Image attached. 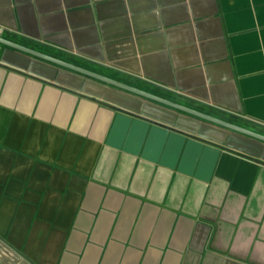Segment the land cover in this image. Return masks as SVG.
Segmentation results:
<instances>
[{
    "label": "crops",
    "instance_id": "1",
    "mask_svg": "<svg viewBox=\"0 0 264 264\" xmlns=\"http://www.w3.org/2000/svg\"><path fill=\"white\" fill-rule=\"evenodd\" d=\"M0 36L264 135V0H0ZM0 264H264V141L0 44Z\"/></svg>",
    "mask_w": 264,
    "mask_h": 264
},
{
    "label": "water",
    "instance_id": "2",
    "mask_svg": "<svg viewBox=\"0 0 264 264\" xmlns=\"http://www.w3.org/2000/svg\"><path fill=\"white\" fill-rule=\"evenodd\" d=\"M0 44H4L6 46L18 49V50L26 52V53H29V54H31L33 56L39 57L41 59H44V60H47V61H50V62H53V63L58 64V65H61L63 67H66V68H69L71 70L77 71L79 73L85 74V75L90 76L92 78L101 80V81L106 82L108 84H111L113 86L119 87L121 89L133 92V93L138 94L140 96L149 98L151 100L157 101L159 103L165 104V105L173 107L175 109L187 112L189 114L195 115V116L200 117L202 119H205V120H208V121L223 125L225 127L231 128V129H233L235 131L241 132V133L246 134L248 136H251L253 138H256V139H259L261 141H264V135L259 134L257 132L251 131L249 129L243 128L241 126H238V125L230 123V122H226L224 120H221L219 118L213 117V116L208 115V114H205L203 112L191 109V108L186 107L184 105H181L179 103H176V102H173L171 100L162 98L160 96L151 94L149 92H146V91H143L141 89L135 88V87L130 86L128 84H125L123 82H120V81L114 80L112 78L106 77L104 75L98 74L96 72L90 71V70L85 69L83 67H80V66L74 65L72 63L63 61L61 59L55 58L53 56L44 54V53L39 52L37 50L25 47V46L20 45L18 43H15V42L9 41V40H7L5 38H2L1 36H0Z\"/></svg>",
    "mask_w": 264,
    "mask_h": 264
}]
</instances>
